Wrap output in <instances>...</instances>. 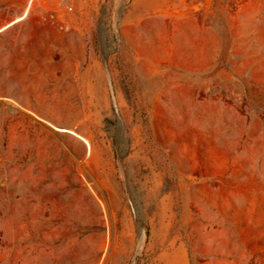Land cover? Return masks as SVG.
<instances>
[{
  "label": "rangeland",
  "instance_id": "374dc122",
  "mask_svg": "<svg viewBox=\"0 0 264 264\" xmlns=\"http://www.w3.org/2000/svg\"><path fill=\"white\" fill-rule=\"evenodd\" d=\"M73 3L0 0V264H264V0Z\"/></svg>",
  "mask_w": 264,
  "mask_h": 264
},
{
  "label": "built area",
  "instance_id": "2783aa9c",
  "mask_svg": "<svg viewBox=\"0 0 264 264\" xmlns=\"http://www.w3.org/2000/svg\"><path fill=\"white\" fill-rule=\"evenodd\" d=\"M53 3L55 4V7L53 8V14H51V17L54 18L57 16V21L61 24H65V21L63 20V17H65L66 13H70L74 10V3L73 0H53ZM62 12V14H59Z\"/></svg>",
  "mask_w": 264,
  "mask_h": 264
},
{
  "label": "bare ground",
  "instance_id": "6f19581e",
  "mask_svg": "<svg viewBox=\"0 0 264 264\" xmlns=\"http://www.w3.org/2000/svg\"><path fill=\"white\" fill-rule=\"evenodd\" d=\"M25 16H26V14H23L21 17L16 18L14 21H12L11 23H9L8 26L13 25V24H15V23H17V22L23 20V19L25 18ZM0 88H1V87H0ZM8 89H11V88L9 87ZM66 201H67V200H66Z\"/></svg>",
  "mask_w": 264,
  "mask_h": 264
},
{
  "label": "crops",
  "instance_id": "0c3cea01",
  "mask_svg": "<svg viewBox=\"0 0 264 264\" xmlns=\"http://www.w3.org/2000/svg\"><path fill=\"white\" fill-rule=\"evenodd\" d=\"M24 19H25V18H24ZM24 19H23V20H24ZM23 20H21V21H23ZM19 22H20V21H19Z\"/></svg>",
  "mask_w": 264,
  "mask_h": 264
}]
</instances>
